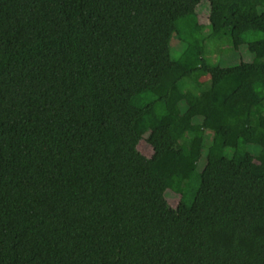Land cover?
I'll list each match as a JSON object with an SVG mask.
<instances>
[{"label": "trees", "instance_id": "trees-1", "mask_svg": "<svg viewBox=\"0 0 264 264\" xmlns=\"http://www.w3.org/2000/svg\"><path fill=\"white\" fill-rule=\"evenodd\" d=\"M202 3L0 0V264H264V0Z\"/></svg>", "mask_w": 264, "mask_h": 264}, {"label": "rangeland", "instance_id": "rangeland-1", "mask_svg": "<svg viewBox=\"0 0 264 264\" xmlns=\"http://www.w3.org/2000/svg\"><path fill=\"white\" fill-rule=\"evenodd\" d=\"M194 9L198 10L199 13H204V3H202V0H176L175 13L177 15L185 14ZM242 29L243 28H240L239 30L232 32L234 41L236 43H242V40L239 37L240 33L243 31ZM219 44L210 46V48L214 50L208 55V57L214 64H219L221 66L234 65L240 63L242 58L245 60H251V58L253 57V55L248 52L245 45L242 46L239 51H235L230 50L226 44ZM173 55L176 56L178 55V53L174 50ZM168 62L169 57L167 48L160 49L156 54L155 62L145 65L144 71L149 74H157L159 69ZM178 72L179 71L174 73L173 78L178 76ZM164 76H166V74ZM157 92L160 93L162 92V90L159 92V90L157 89ZM197 147L198 141L195 142L194 149L197 150ZM138 149L147 157H152L151 169L153 172H167L169 174H172L176 171L177 161L175 157L170 154L169 145H164L155 149L150 146L145 140H142L138 145ZM249 149H251L252 152H257L259 150V147L256 145H249ZM206 152L207 149L204 150L203 158L199 161L198 171H201L204 167V164L206 162ZM250 175L255 180L263 179L264 166L255 163V165L252 167ZM165 196L170 205H172L173 207L178 204L179 196L172 189H168Z\"/></svg>", "mask_w": 264, "mask_h": 264}]
</instances>
